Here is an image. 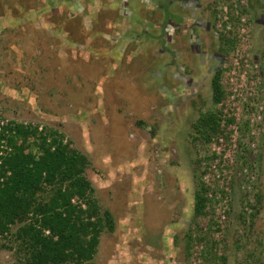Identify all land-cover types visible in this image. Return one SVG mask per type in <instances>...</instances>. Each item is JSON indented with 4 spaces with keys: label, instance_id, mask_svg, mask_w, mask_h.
Here are the masks:
<instances>
[{
    "label": "rangeland",
    "instance_id": "1",
    "mask_svg": "<svg viewBox=\"0 0 264 264\" xmlns=\"http://www.w3.org/2000/svg\"><path fill=\"white\" fill-rule=\"evenodd\" d=\"M182 4L186 18L134 25L111 0H0V123L57 131L88 157L94 199L114 220L91 264H264V0ZM216 110L234 123L194 141L193 123ZM18 248L0 235V264H21Z\"/></svg>",
    "mask_w": 264,
    "mask_h": 264
},
{
    "label": "trees",
    "instance_id": "2",
    "mask_svg": "<svg viewBox=\"0 0 264 264\" xmlns=\"http://www.w3.org/2000/svg\"><path fill=\"white\" fill-rule=\"evenodd\" d=\"M222 75L218 70L212 78L215 106L225 97ZM232 123L219 110L201 114L193 123L194 141L209 145ZM88 166V157L57 131L14 122L1 129L0 235L11 234L19 243L21 264H91L102 230L113 231L114 220L94 199ZM207 205L203 186L194 197L195 215H204Z\"/></svg>",
    "mask_w": 264,
    "mask_h": 264
},
{
    "label": "crops",
    "instance_id": "3",
    "mask_svg": "<svg viewBox=\"0 0 264 264\" xmlns=\"http://www.w3.org/2000/svg\"><path fill=\"white\" fill-rule=\"evenodd\" d=\"M113 2H116L117 7L121 9V13L123 16H130L131 21L133 22V19L135 18V21L133 22L134 25H139L138 21L144 22V23H150L152 24V16L156 13V17H162V13H165L163 15V19L170 14V11L177 14V18H186V12H188V7H186V4H182V2L187 0H111ZM140 2H144L147 4V2L150 4H153L151 8L148 7V5H142L139 4ZM176 3V4H175ZM134 4L137 5L135 11H133ZM119 5V6H118ZM114 6V5H113ZM116 7V6H115ZM170 9V10H169ZM104 10L109 11L110 8L107 5H104ZM168 13V15L166 14ZM106 13V12H105ZM136 13H139V17L135 15ZM179 14V15H178ZM180 15H184V17H180ZM133 18V19H132ZM169 20L171 17H169ZM260 23H263L262 21ZM174 24V23H171ZM182 25V24H180ZM179 24L175 23V27H179ZM136 28L132 25L131 31H134ZM144 34L147 35L148 32H146L145 26L143 27Z\"/></svg>",
    "mask_w": 264,
    "mask_h": 264
},
{
    "label": "built area",
    "instance_id": "4",
    "mask_svg": "<svg viewBox=\"0 0 264 264\" xmlns=\"http://www.w3.org/2000/svg\"><path fill=\"white\" fill-rule=\"evenodd\" d=\"M241 21L243 22V23H245V19L244 18H242L241 19ZM228 29H230V28H228ZM237 55L238 56H240V54H239V49H237ZM242 58H245L244 59V62H246V64L243 66V71H242V74L241 75H239V77H235V76H232V78L230 77V79H231V82H230V86H231V88H229V91H230V93L232 94V99H234L235 98V93H238V92H240L238 95H240V96H243V91H242V89H243V87H244V83H245V81H246V78H247V76H246V74H247V71H248V68L251 66L250 65V63H249V61L248 60H250V56H249V54L248 53H244V54H242L241 55V59ZM231 68H232V74L233 75H236V72L235 71H237V70H239V72H241V70H240V68H241V61H240V59L238 60V59H236V61H235V63H234V65H233V67L231 66ZM254 68H257V66H254ZM234 70V71H233ZM252 78H253V76H252ZM257 78V77H256ZM236 80V81H235ZM238 82H239V84H238ZM252 84H255L254 82H252V83H250V86L252 85ZM235 85V86H234ZM237 85V86H236ZM238 85H239V87H238ZM246 86V85H245ZM247 93V92H246ZM222 103V102H221ZM220 103V104H221ZM219 104V105H220ZM263 107L262 106H260L259 107V109L257 110V113H258V119H260V114H262V111H263ZM231 119H233V118H231ZM5 125H4V122H1L0 123V131H1V129L4 127ZM47 234H49V232L47 231L46 232Z\"/></svg>",
    "mask_w": 264,
    "mask_h": 264
},
{
    "label": "flooded vegetation",
    "instance_id": "5",
    "mask_svg": "<svg viewBox=\"0 0 264 264\" xmlns=\"http://www.w3.org/2000/svg\"><path fill=\"white\" fill-rule=\"evenodd\" d=\"M197 54H200V51H199V50L197 51ZM214 75H215V74H214Z\"/></svg>",
    "mask_w": 264,
    "mask_h": 264
}]
</instances>
